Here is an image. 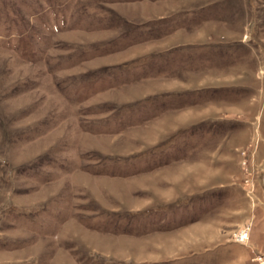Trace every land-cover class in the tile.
<instances>
[{"label":"rangeland","instance_id":"obj_1","mask_svg":"<svg viewBox=\"0 0 264 264\" xmlns=\"http://www.w3.org/2000/svg\"><path fill=\"white\" fill-rule=\"evenodd\" d=\"M232 245L264 264V0H0V264Z\"/></svg>","mask_w":264,"mask_h":264},{"label":"crops","instance_id":"obj_2","mask_svg":"<svg viewBox=\"0 0 264 264\" xmlns=\"http://www.w3.org/2000/svg\"><path fill=\"white\" fill-rule=\"evenodd\" d=\"M232 249H225L223 252L222 251H219L218 254L215 252L214 254H212V256L216 255L214 258H206L205 256H199L198 258V261L200 263H206V264H218L217 262V255L222 257V256H225V260L227 259H232V257L234 256L233 254H237L239 255V251L237 248H240L239 246H236V245H232L231 246Z\"/></svg>","mask_w":264,"mask_h":264},{"label":"built area","instance_id":"obj_3","mask_svg":"<svg viewBox=\"0 0 264 264\" xmlns=\"http://www.w3.org/2000/svg\"><path fill=\"white\" fill-rule=\"evenodd\" d=\"M237 241L238 242H243L246 239V231L242 230L238 235H237Z\"/></svg>","mask_w":264,"mask_h":264},{"label":"bare ground","instance_id":"obj_4","mask_svg":"<svg viewBox=\"0 0 264 264\" xmlns=\"http://www.w3.org/2000/svg\"><path fill=\"white\" fill-rule=\"evenodd\" d=\"M126 6V5H125ZM112 7V6H111Z\"/></svg>","mask_w":264,"mask_h":264}]
</instances>
